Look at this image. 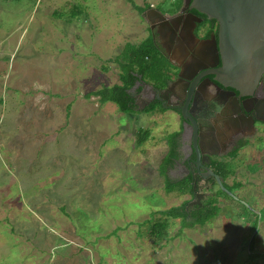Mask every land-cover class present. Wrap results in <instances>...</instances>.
<instances>
[{"label":"rangeland","instance_id":"obj_1","mask_svg":"<svg viewBox=\"0 0 264 264\" xmlns=\"http://www.w3.org/2000/svg\"><path fill=\"white\" fill-rule=\"evenodd\" d=\"M173 1L0 0V264H264V141L222 159L226 190L200 200L216 197L213 219H171L154 244L158 211L190 200L159 173L177 116L86 96L119 83L115 59L146 38L137 6Z\"/></svg>","mask_w":264,"mask_h":264},{"label":"flooded vegetation","instance_id":"obj_2","mask_svg":"<svg viewBox=\"0 0 264 264\" xmlns=\"http://www.w3.org/2000/svg\"><path fill=\"white\" fill-rule=\"evenodd\" d=\"M154 10L162 12L163 18L152 13ZM140 14L147 21L146 38L151 37L168 63L170 79L159 86L137 78L130 89L135 112L124 115L160 110L176 114L179 154L172 158L167 175L175 181L190 180L187 208H192L202 205L200 200L209 195L203 190L218 185L211 171L219 175L217 165L225 156L250 146L252 139L263 143L264 73L244 92L220 82L218 22L190 8L185 0L171 2L168 11L149 3ZM185 106L195 124L183 119L181 109ZM259 133L263 137L257 138Z\"/></svg>","mask_w":264,"mask_h":264},{"label":"trees","instance_id":"obj_3","mask_svg":"<svg viewBox=\"0 0 264 264\" xmlns=\"http://www.w3.org/2000/svg\"><path fill=\"white\" fill-rule=\"evenodd\" d=\"M148 7V2H146L143 7L137 6L140 13L144 12ZM115 61L120 68V73L118 75L119 83H115L110 87H101L96 91L88 93L86 96H98L101 105L108 102L114 103L118 107L119 112L123 114L135 112V99L130 89L137 78L142 77V79L149 82L158 83L159 86L166 84L170 79L168 63L157 50L151 37L145 38L139 44L126 43L121 50V56L117 57ZM149 135V129H140L136 139L137 144L140 145L146 142ZM178 136L179 133H174L165 139L168 145V151L160 163L159 173L165 178L164 187L167 193L177 192L178 194H190V180L175 181L167 175L168 168L173 164L172 158L177 157L179 154ZM237 152L238 151L235 149L230 156L235 157ZM231 172L232 169H229L228 164L220 162L217 165V173L224 180L227 179ZM223 185L225 186L226 183L224 182ZM218 188L216 194L223 192L221 187ZM219 210L220 207L217 204L216 197L211 195L202 205L197 204L192 208H187L186 203L172 206L168 209L158 211L160 214L159 218L146 227L145 235L149 237L154 244H157L167 235V230L170 225L169 220L180 219L182 229L194 227L195 225L204 226L217 215ZM254 224H256V222H254ZM254 242L255 236L249 243L251 252Z\"/></svg>","mask_w":264,"mask_h":264},{"label":"water","instance_id":"obj_4","mask_svg":"<svg viewBox=\"0 0 264 264\" xmlns=\"http://www.w3.org/2000/svg\"><path fill=\"white\" fill-rule=\"evenodd\" d=\"M190 8L218 22L219 48L222 67L218 80L244 92L264 73V0H185ZM152 13L163 18V13ZM215 45V44H214ZM184 120L191 119L187 107H182ZM194 147L198 151L196 139ZM216 182L225 189L224 179L214 174ZM226 190V189H225Z\"/></svg>","mask_w":264,"mask_h":264},{"label":"crops","instance_id":"obj_5","mask_svg":"<svg viewBox=\"0 0 264 264\" xmlns=\"http://www.w3.org/2000/svg\"><path fill=\"white\" fill-rule=\"evenodd\" d=\"M149 3V2H148ZM118 108V107H117ZM123 114V113H122Z\"/></svg>","mask_w":264,"mask_h":264}]
</instances>
